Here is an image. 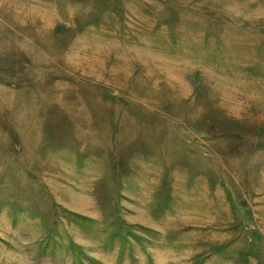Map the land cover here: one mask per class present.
<instances>
[{
    "label": "rangeland",
    "instance_id": "1",
    "mask_svg": "<svg viewBox=\"0 0 264 264\" xmlns=\"http://www.w3.org/2000/svg\"><path fill=\"white\" fill-rule=\"evenodd\" d=\"M0 264H264V0H0Z\"/></svg>",
    "mask_w": 264,
    "mask_h": 264
}]
</instances>
